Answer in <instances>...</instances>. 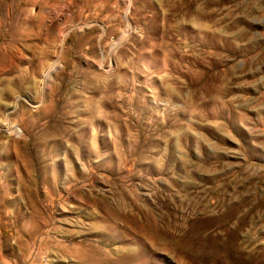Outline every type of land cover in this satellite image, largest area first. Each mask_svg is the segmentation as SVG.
I'll use <instances>...</instances> for the list:
<instances>
[{"label":"rangeland","instance_id":"1","mask_svg":"<svg viewBox=\"0 0 264 264\" xmlns=\"http://www.w3.org/2000/svg\"><path fill=\"white\" fill-rule=\"evenodd\" d=\"M0 264H264V0H0Z\"/></svg>","mask_w":264,"mask_h":264},{"label":"bare ground","instance_id":"2","mask_svg":"<svg viewBox=\"0 0 264 264\" xmlns=\"http://www.w3.org/2000/svg\"><path fill=\"white\" fill-rule=\"evenodd\" d=\"M19 33V32H18ZM23 36V35H22ZM10 39V38H9ZM2 53V52H1ZM19 59V58H18ZM31 60H33V59H31ZM37 60H38V58H37ZM36 63V62H35ZM45 62H40L39 61V64H37V65H35V66H33V71H34V73H35V75L36 76H38L39 75V73H40V69H42V68H44L45 67ZM17 66V65H16ZM56 66V65H55ZM46 69H45V72H44V74H43V82L44 83H47L48 81H49V79H50V75H51V71H52V69L54 68V65H53V63L52 64H50V65H48V68L47 67H45ZM44 70V69H43ZM17 77V76H16ZM14 81V80H13ZM22 81H23V79L22 78H20V77H17L16 79H15V82H14V85L16 86V87H21L22 86ZM44 85V84H43ZM50 89V88H49ZM16 91V90H15ZM52 91V90H51ZM51 93V92H50ZM45 96V95H44Z\"/></svg>","mask_w":264,"mask_h":264}]
</instances>
